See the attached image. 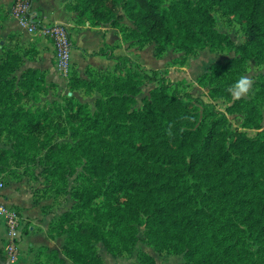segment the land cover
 Listing matches in <instances>:
<instances>
[{"label":"rangeland","instance_id":"obj_1","mask_svg":"<svg viewBox=\"0 0 264 264\" xmlns=\"http://www.w3.org/2000/svg\"><path fill=\"white\" fill-rule=\"evenodd\" d=\"M161 2L166 8L175 9L202 35L216 33L226 36L235 47L246 43L244 26L222 9L216 0ZM201 8L206 9L209 16L202 14ZM124 24L126 32L125 37L122 36L126 38V57H130L133 63L121 67L117 75L112 74V68L95 70L88 67L85 77H79L88 82L94 80L97 86H84L73 92L68 87V79L75 71L71 68L68 73L59 70L60 75L66 78L67 85L51 88L34 100L31 92L26 90L27 79L22 77L30 69L26 66L27 57L20 69L7 75L8 84L0 87L3 94L0 93V176L7 187L29 195L30 207L41 209L50 221L47 229L50 236V226L66 212L75 214L77 225L99 223L107 228L113 227L108 234L115 250L132 246L129 252L124 251L116 256L98 243L97 252L101 257L106 253L104 257L107 263H110L107 258L110 256L128 264H223L231 262L226 249H237L245 252V259L250 264H264V236L257 224V220L264 224V213L258 215L257 219H253L251 214L253 202L260 200L256 186H227L228 174L224 170H214L204 175H184L179 179L177 200L184 205L179 220L183 222L186 232L184 240L187 248L177 253V249L167 245L171 237L177 235L176 232L159 222L155 208L148 201L134 199L129 206L137 213H128L125 219L118 218L110 190L120 174L118 168L108 172L106 178L101 180L94 178L90 171V163L100 154L112 155L118 161L123 159L126 150V157H130L128 149L119 145L123 142L119 133L110 129L116 123H123V112L118 113V106H112L111 112L107 110L108 101L113 97L128 98V105L119 104L126 117L142 110L157 82L142 78L141 71L151 74L153 70H161L167 72L166 78L172 82L185 81V91L195 98L215 104L227 115L232 129L254 137L264 130V56L249 57L238 50L217 47L188 50L155 42L147 44L132 21L126 18ZM0 40L5 41L2 37ZM5 43L13 47L10 42ZM12 50L16 55L20 54L19 49L14 47ZM21 51L22 54L28 53L26 49ZM234 58L243 60L242 67L237 71L227 72L215 67ZM95 72L100 76L95 77ZM206 73L210 77L205 80L206 87H201L197 80ZM242 77L248 78L251 83L248 92L236 99L233 86ZM21 82H24L23 87ZM214 88L230 92L232 100L226 101L222 96L211 100L208 91ZM10 89L12 95L19 92L23 97H8ZM70 96L86 106L77 121L72 113L68 114L65 110L66 100ZM37 108L53 114L50 125L42 134L32 135L22 128L16 129L15 133L10 130L14 114L34 112ZM1 151L6 152L5 155H1ZM130 160L135 161L133 157ZM262 160L264 162V158ZM235 161L245 164L248 160L242 157ZM19 201L26 203L23 198ZM159 202L161 205L177 203L166 197H160ZM186 220L193 223V229L186 227ZM30 226H33L32 221L27 222L24 231H29ZM53 239H61L64 246L67 236H53ZM124 240L135 243H125ZM15 249L14 255L6 246L1 264H25L23 260L20 261L16 245ZM54 251L41 248L32 262L60 264L58 254L61 252L56 250L54 255Z\"/></svg>","mask_w":264,"mask_h":264},{"label":"trees","instance_id":"obj_2","mask_svg":"<svg viewBox=\"0 0 264 264\" xmlns=\"http://www.w3.org/2000/svg\"><path fill=\"white\" fill-rule=\"evenodd\" d=\"M216 1L222 9L227 10L244 26L246 39L244 46L235 47L226 36L220 34L206 36L200 34L183 20L175 9L166 8L161 0H72L69 9L78 13L80 24L94 27L109 24L123 36L126 32V25L123 22L127 18L133 22L146 43L155 42L158 45H172L188 50L217 47L230 51L238 50L249 57L264 56V0ZM33 2L34 0H15V6L19 3L20 6H27L30 10ZM29 10L25 11V18L34 15ZM200 11L204 15L208 12L203 8ZM34 25L42 27L37 21H34ZM1 42L2 40H0V87L8 84L7 75L20 69L25 57L31 60L37 57L33 48L26 49L28 53L22 54L21 47L17 45L8 47L6 43L1 44ZM14 47L19 49L20 54L16 55L12 50ZM92 56L114 60L115 65L112 68L114 75L120 72L121 67H126L127 63H133L130 57L116 56L114 49L107 45ZM242 64V58H234L222 65L216 64L215 67L234 72L239 70ZM141 72L142 78L149 82H157V87L151 91V98L142 110L128 114L126 117V112L119 104L128 105L130 101L128 98L113 97L108 101L107 110L111 112L112 106H118V113L123 112V123H116L110 126V129L113 128L119 133L123 141V144L119 145L128 149L130 157H126L125 150L123 159L118 161L112 155L100 154L90 163L91 174L97 180L104 179L108 172L119 169L120 174L116 176L117 179L110 189L115 199L118 218L125 219L128 213H137L129 206L134 199L148 201L155 208L159 222L169 229L173 228L177 234L171 237L167 245L171 249H177V253H182L186 250L187 243L184 240L186 232L183 222L179 220V215L184 212L182 210L184 205L177 200L178 180L184 175H204L210 171L224 170L228 174L225 183L227 186L252 184L257 187L258 190H255L260 200L253 202L251 212L253 219H257L258 215L264 213L262 160L264 130L251 137L246 132L232 129L227 115L215 104L195 98L183 89L186 85L185 81L172 82L166 78L167 72L161 70H153L151 74ZM74 73L71 72L68 79V87L71 91L75 92L84 86L98 85L96 81L88 82ZM94 75L100 76L97 72ZM22 77L27 79L26 90L31 92L34 100L37 95L46 94L51 88L56 87L54 84H48L46 74L39 70L27 69ZM208 77H210L208 73L203 74L197 80L198 85L206 87L205 80ZM23 83L21 82L22 87ZM1 94L0 96L3 95ZM7 96L23 97L19 92L12 95L11 89ZM216 96H222L226 101L232 100V95L228 91L218 88L208 91L211 100ZM66 101V113H72L74 119L79 120L78 117L86 106L74 101L72 96ZM14 115L10 130L14 132L22 128L32 135L42 134L50 125V118L53 117L49 110L41 108H37L34 112H17ZM5 153L1 151V155ZM132 157L135 161L130 160ZM242 157L248 160L247 163L238 164L235 160ZM160 197L175 200L177 203L173 205L169 202L161 205ZM80 200L83 202L81 197ZM259 221L257 220V224L264 236V224ZM107 227L99 223L77 225L75 214L66 212L50 226L51 236H49L51 239L53 236H67L61 251L73 264H104L96 249L98 243H102L108 253L116 256L122 255L124 251L129 252L132 246L116 251L113 240L108 234L113 227ZM186 227L194 228L189 220H186ZM124 241L133 245L135 243ZM52 253L56 255V252ZM226 253L231 262L223 264H250L245 259L244 251L226 249ZM1 254L0 252V258ZM1 261L3 262V257ZM60 264H63L62 261Z\"/></svg>","mask_w":264,"mask_h":264},{"label":"crops","instance_id":"obj_3","mask_svg":"<svg viewBox=\"0 0 264 264\" xmlns=\"http://www.w3.org/2000/svg\"><path fill=\"white\" fill-rule=\"evenodd\" d=\"M72 0H34L30 11L36 17V21L42 26H62L69 30L73 43L71 55V69L80 77H85L88 67L92 69L113 68L114 60H108L101 56H92L105 45L114 49V54L118 57H126V40L122 33L112 28L109 24L99 26L82 25L78 23V13L69 9ZM20 7L18 3L15 6V0H0V38H4L11 45H19L22 49L33 48L37 54L36 59H27L26 66L30 69L39 70L46 74L49 84L56 87L67 85L65 77L60 75L56 66L54 49L49 39L28 31L26 25L22 23V18L16 14ZM123 23H126V19ZM14 39H9V38ZM5 41L1 43H5ZM13 43V44H12ZM24 199L25 204L19 199ZM4 204L8 208L15 210L21 218L20 227L16 230V248L20 253V261L25 264H36L37 254L41 248L56 250L59 263L73 264L62 253L61 239H51L49 237L48 227L50 221L42 214L39 207L31 206L30 197L25 192H18L11 186H6L0 196V205ZM32 221L29 231H24L27 222ZM41 228V230H39ZM10 231L6 225L5 218L0 216V252L1 257L8 246L10 240ZM23 244V247H21ZM22 250V251H21ZM57 252V253H58ZM106 254V253H104ZM102 255L104 264H128L120 258H111L107 256L110 263H107ZM19 264H22L19 262Z\"/></svg>","mask_w":264,"mask_h":264},{"label":"built area","instance_id":"obj_4","mask_svg":"<svg viewBox=\"0 0 264 264\" xmlns=\"http://www.w3.org/2000/svg\"><path fill=\"white\" fill-rule=\"evenodd\" d=\"M28 10L29 9L27 8V6H20L17 9L16 14L22 18V23L27 26L30 33L37 34L50 40L54 49V56L58 69L64 73H68L72 64L71 55L73 50V43L69 30L62 26L37 27L34 25V21H36V17L34 15L30 16L29 18H25V11ZM5 187L6 184L0 176V196ZM0 216L5 218V222L11 236V241L8 246L10 247L12 253L15 255V233L16 230L20 227L21 218L15 210L6 207L4 204L0 205Z\"/></svg>","mask_w":264,"mask_h":264},{"label":"clouds","instance_id":"obj_5","mask_svg":"<svg viewBox=\"0 0 264 264\" xmlns=\"http://www.w3.org/2000/svg\"><path fill=\"white\" fill-rule=\"evenodd\" d=\"M251 81L246 78L242 77L239 79L235 85L233 86V95L236 99H239L242 94H245L248 92L249 86Z\"/></svg>","mask_w":264,"mask_h":264},{"label":"flooded vegetation","instance_id":"obj_6","mask_svg":"<svg viewBox=\"0 0 264 264\" xmlns=\"http://www.w3.org/2000/svg\"><path fill=\"white\" fill-rule=\"evenodd\" d=\"M2 262H1V258H0V264H1Z\"/></svg>","mask_w":264,"mask_h":264}]
</instances>
